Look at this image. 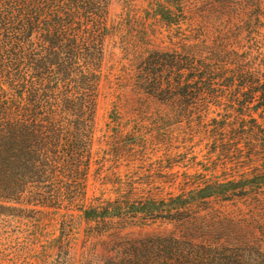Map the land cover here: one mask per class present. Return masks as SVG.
I'll list each match as a JSON object with an SVG mask.
<instances>
[{
  "label": "trees",
  "instance_id": "16d2710c",
  "mask_svg": "<svg viewBox=\"0 0 264 264\" xmlns=\"http://www.w3.org/2000/svg\"><path fill=\"white\" fill-rule=\"evenodd\" d=\"M181 3L152 9L173 24ZM109 7L0 0V217L178 229L126 239L105 264H264L256 227L241 224L264 222V57L196 58L191 32L146 47L124 67L115 130L95 158L105 42L123 26ZM146 160L153 169H141ZM90 178L100 185L92 198ZM1 241L0 264H37L35 248L13 254Z\"/></svg>",
  "mask_w": 264,
  "mask_h": 264
},
{
  "label": "rangeland",
  "instance_id": "374dc122",
  "mask_svg": "<svg viewBox=\"0 0 264 264\" xmlns=\"http://www.w3.org/2000/svg\"><path fill=\"white\" fill-rule=\"evenodd\" d=\"M158 1L163 2L110 0V21H122L123 26L105 42L101 95L96 112L97 130L93 146L95 158L99 155L98 149L103 146L106 136H111L115 130L112 128L113 122L110 123L109 113L118 94L121 95L127 90L123 78L124 67H128V61L143 53L146 47L168 49L171 46L170 40L176 35L181 34L188 39L186 35L191 32L194 37L188 40L196 58L228 56V51H233L234 54H229L236 59L264 57V0H182L180 6L174 10L173 18L176 21L173 24H168L159 15L155 16L152 8ZM222 28L229 29L230 34L227 32L222 37H216V33ZM240 28L242 33L235 37V32ZM118 117H123L122 112ZM114 159L112 156L105 164L106 171L115 170ZM141 166L142 170L153 169L149 160ZM99 188V183L90 178L88 196H98ZM242 208L245 212L250 210L246 206ZM228 210H234V207H227ZM53 218V214L39 221L0 217L1 242L4 245L5 239L9 237L11 241L8 248L17 254L22 250L24 254L28 247L35 248L33 259L37 264H105L114 254V250L120 251L124 248L126 239L168 234L176 229L172 223L162 220L146 226H129L118 220L107 224L66 221L61 227L60 221ZM241 224L248 228L256 227L254 235L264 243V234L258 231L260 226L264 227V222L246 220ZM221 236L233 238L246 234ZM52 238H64L66 243L62 247H53L50 243ZM21 256L23 258L24 255Z\"/></svg>",
  "mask_w": 264,
  "mask_h": 264
}]
</instances>
